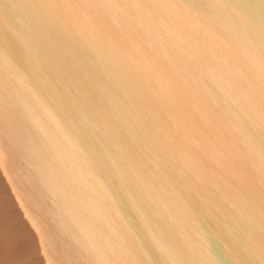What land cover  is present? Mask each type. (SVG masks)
<instances>
[{"label":"water","instance_id":"water-1","mask_svg":"<svg viewBox=\"0 0 264 264\" xmlns=\"http://www.w3.org/2000/svg\"><path fill=\"white\" fill-rule=\"evenodd\" d=\"M0 264H264V0H0Z\"/></svg>","mask_w":264,"mask_h":264}]
</instances>
